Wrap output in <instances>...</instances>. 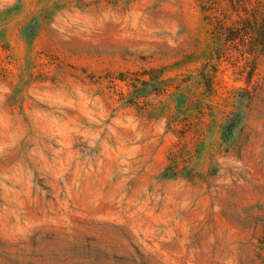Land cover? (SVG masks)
I'll list each match as a JSON object with an SVG mask.
<instances>
[{
  "label": "rangeland",
  "instance_id": "374dc122",
  "mask_svg": "<svg viewBox=\"0 0 264 264\" xmlns=\"http://www.w3.org/2000/svg\"><path fill=\"white\" fill-rule=\"evenodd\" d=\"M200 4L0 0V264H264V55Z\"/></svg>",
  "mask_w": 264,
  "mask_h": 264
},
{
  "label": "trees",
  "instance_id": "16d2710c",
  "mask_svg": "<svg viewBox=\"0 0 264 264\" xmlns=\"http://www.w3.org/2000/svg\"><path fill=\"white\" fill-rule=\"evenodd\" d=\"M200 8L205 16H208L212 23V28L218 30V41L223 42L222 33L227 32V29H238L240 35L238 37L229 36L226 39L231 41L246 40L250 42L253 36L252 50L259 51L261 55H264V13L259 15L256 10V2L254 0H200ZM216 2V3H214ZM212 4H214L212 6ZM225 9L227 16L221 15L215 6ZM50 8L38 12V14L27 22L25 36L28 40L36 39L34 34L37 30L39 22L44 23L45 15L49 14ZM225 12V13H226ZM220 34V35H219ZM31 35V36H30ZM250 52H245V55ZM236 127H232L229 133H222L223 138H231L234 135Z\"/></svg>",
  "mask_w": 264,
  "mask_h": 264
}]
</instances>
